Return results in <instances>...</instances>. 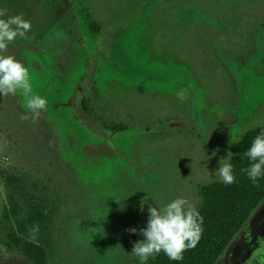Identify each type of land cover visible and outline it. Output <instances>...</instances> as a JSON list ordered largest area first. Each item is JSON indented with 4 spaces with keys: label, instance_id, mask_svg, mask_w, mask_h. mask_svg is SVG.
Returning a JSON list of instances; mask_svg holds the SVG:
<instances>
[{
    "label": "rangeland",
    "instance_id": "rangeland-1",
    "mask_svg": "<svg viewBox=\"0 0 264 264\" xmlns=\"http://www.w3.org/2000/svg\"><path fill=\"white\" fill-rule=\"evenodd\" d=\"M0 9L31 22L0 54L23 62L48 101L23 120L20 93H0V264H35L9 238L7 193L22 186L39 226L35 239L34 226L22 236L45 249L44 264H140L132 250L149 207L184 197L199 209L221 157L264 123V0H0ZM258 237L264 200L217 264H249Z\"/></svg>",
    "mask_w": 264,
    "mask_h": 264
},
{
    "label": "clouds",
    "instance_id": "clouds-1",
    "mask_svg": "<svg viewBox=\"0 0 264 264\" xmlns=\"http://www.w3.org/2000/svg\"><path fill=\"white\" fill-rule=\"evenodd\" d=\"M31 27V22L24 19L23 14L8 16L7 9H0V53L6 51L17 38H24ZM18 92L30 113L24 115L23 120L39 118L41 112L47 110V99L33 93L29 68L15 56L0 54V93L8 96ZM177 98L184 100L185 91L177 92ZM244 155L252 163L241 171L255 184L259 178L264 177V132L253 139L250 149ZM232 157L231 151L227 158L221 157L215 173L220 181L229 185L237 179L231 163ZM148 211L147 227L140 230L145 239L135 242L132 250L140 264H146L150 257L161 252L170 260L179 261L183 259L185 251L197 246L203 233V217L187 198L177 197L163 207L150 206ZM129 231L136 233L137 229L131 228ZM38 232L39 226L36 225L31 229V238L35 239ZM257 244L259 247L254 251L249 264H264V238L258 237Z\"/></svg>",
    "mask_w": 264,
    "mask_h": 264
},
{
    "label": "trees",
    "instance_id": "trees-1",
    "mask_svg": "<svg viewBox=\"0 0 264 264\" xmlns=\"http://www.w3.org/2000/svg\"><path fill=\"white\" fill-rule=\"evenodd\" d=\"M90 28L99 32L100 24L92 21ZM87 110L89 105L84 99ZM126 125L120 123L111 126V129L122 130ZM264 132V123L248 130L244 137L242 147L233 154V164L236 182L225 184L214 181L202 186L204 202L198 209L203 217V233L197 246L187 250L183 259L170 260L163 252L156 255L146 264H217L235 236L242 230L249 218L264 200V177L254 184L248 175L241 171L252 163L244 155L252 144L253 139ZM25 186L18 190H8L7 199L11 204L12 232L9 234L11 241L18 244L27 257L35 264H44L45 249L32 239L22 234L26 228L36 226V213L22 199ZM3 198L0 195L2 206ZM0 206V214L2 208ZM38 221V220H37ZM21 232V233H20Z\"/></svg>",
    "mask_w": 264,
    "mask_h": 264
},
{
    "label": "water",
    "instance_id": "water-1",
    "mask_svg": "<svg viewBox=\"0 0 264 264\" xmlns=\"http://www.w3.org/2000/svg\"><path fill=\"white\" fill-rule=\"evenodd\" d=\"M82 100V99H81ZM82 102V101H81ZM80 103V102H79ZM81 104V107L83 106L82 105V103H80ZM79 107V106H78ZM81 107H79L80 109H81ZM79 112H80V110H79ZM79 112H78V114H79ZM87 113H85V112H83V115H81V117H82V120L85 122V123H88L90 120H89V117H87V115H86ZM92 122V121H91ZM95 124V123H94ZM91 125V124H90Z\"/></svg>",
    "mask_w": 264,
    "mask_h": 264
},
{
    "label": "crops",
    "instance_id": "crops-1",
    "mask_svg": "<svg viewBox=\"0 0 264 264\" xmlns=\"http://www.w3.org/2000/svg\"><path fill=\"white\" fill-rule=\"evenodd\" d=\"M256 210H257V209H256ZM256 210H255V211H256ZM253 214H254V213H253ZM253 214H252V215H253ZM249 219H250V218H249ZM247 222H248V221H247ZM244 226H245V225H244ZM238 234H239V233H238ZM236 236H237V235H236ZM236 236H235V237H236Z\"/></svg>",
    "mask_w": 264,
    "mask_h": 264
}]
</instances>
